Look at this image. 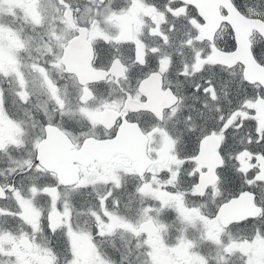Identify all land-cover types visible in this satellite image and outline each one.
Here are the masks:
<instances>
[{"label":"snow or ice","instance_id":"1","mask_svg":"<svg viewBox=\"0 0 264 264\" xmlns=\"http://www.w3.org/2000/svg\"><path fill=\"white\" fill-rule=\"evenodd\" d=\"M211 4L0 0V264H264V0Z\"/></svg>","mask_w":264,"mask_h":264},{"label":"flooded vegetation","instance_id":"2","mask_svg":"<svg viewBox=\"0 0 264 264\" xmlns=\"http://www.w3.org/2000/svg\"><path fill=\"white\" fill-rule=\"evenodd\" d=\"M81 6L85 5L87 0H79ZM206 7L208 9L209 15H213L214 14V9L212 7L211 4V0H204ZM82 55V51L81 49H79V47L75 48L73 51V58L74 59H79V57ZM152 102L154 104L160 105L163 104L165 102L164 98L162 96H160L159 94H157L155 91L153 92L152 95Z\"/></svg>","mask_w":264,"mask_h":264}]
</instances>
